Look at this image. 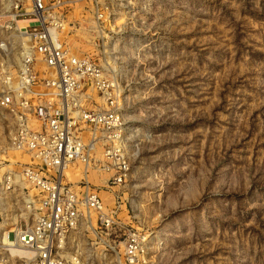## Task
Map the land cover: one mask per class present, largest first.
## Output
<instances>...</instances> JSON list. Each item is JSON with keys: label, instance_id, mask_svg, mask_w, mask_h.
I'll return each mask as SVG.
<instances>
[{"label": "rangeland", "instance_id": "rangeland-1", "mask_svg": "<svg viewBox=\"0 0 264 264\" xmlns=\"http://www.w3.org/2000/svg\"><path fill=\"white\" fill-rule=\"evenodd\" d=\"M107 1L103 32L74 6L66 40L117 79L131 178L116 189L122 226L97 236L82 224L69 252L120 264L135 228L153 236L148 264H264V0ZM13 157L18 171L27 158ZM8 203L0 239L28 219L20 196Z\"/></svg>", "mask_w": 264, "mask_h": 264}, {"label": "built area", "instance_id": "built-area-1", "mask_svg": "<svg viewBox=\"0 0 264 264\" xmlns=\"http://www.w3.org/2000/svg\"><path fill=\"white\" fill-rule=\"evenodd\" d=\"M1 1L0 132L6 130L8 142L0 139V217L20 196L28 219L21 214L3 233L0 264H79L81 254L69 252L72 234L82 224L97 236L122 226L116 189L131 178L129 127L117 79L101 59L66 40L75 27L74 6L99 34L110 20V4ZM15 50L14 66L9 58ZM16 153L27 158L18 171ZM94 176L103 184L92 183ZM103 190L111 192L114 208ZM152 243V234L128 229L120 264H148Z\"/></svg>", "mask_w": 264, "mask_h": 264}, {"label": "bare ground", "instance_id": "bare-ground-1", "mask_svg": "<svg viewBox=\"0 0 264 264\" xmlns=\"http://www.w3.org/2000/svg\"><path fill=\"white\" fill-rule=\"evenodd\" d=\"M19 64V63H18ZM17 154V153H16ZM17 180H20V178L19 177H17ZM80 264V263H79Z\"/></svg>", "mask_w": 264, "mask_h": 264}]
</instances>
